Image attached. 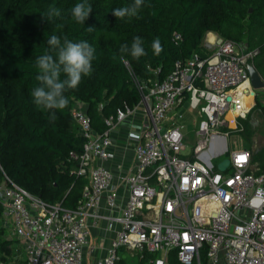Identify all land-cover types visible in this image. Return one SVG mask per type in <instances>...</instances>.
Returning <instances> with one entry per match:
<instances>
[{
	"label": "built area",
	"instance_id": "built-area-1",
	"mask_svg": "<svg viewBox=\"0 0 264 264\" xmlns=\"http://www.w3.org/2000/svg\"><path fill=\"white\" fill-rule=\"evenodd\" d=\"M209 34L205 55L195 52L162 79L139 82L138 104L105 116L103 132L93 126L88 104L73 102L83 144L70 157L73 171L88 179L75 207L48 203L0 175L2 221L23 244L25 264H116L123 251L141 258L158 253L148 257L151 264H170L171 252L181 264H205L203 256L207 264H264V169L245 147L226 157L225 170L218 164L226 158L213 161L229 151L230 136H237L231 144L243 139L252 108L264 115V87H252L247 68L258 50ZM182 108L195 114L190 148ZM127 120L123 140L134 141L129 165L117 161L113 136ZM100 220L114 236L106 254L89 262L91 225Z\"/></svg>",
	"mask_w": 264,
	"mask_h": 264
},
{
	"label": "trees",
	"instance_id": "trees-1",
	"mask_svg": "<svg viewBox=\"0 0 264 264\" xmlns=\"http://www.w3.org/2000/svg\"><path fill=\"white\" fill-rule=\"evenodd\" d=\"M78 2L0 0V175L4 172L46 202H61L66 207L76 206L88 183L86 176L73 171L75 163L70 157L83 144L72 116L76 99L88 104L93 126L103 132L105 116L118 107L138 104L142 96L139 82L162 79L177 61L184 62L195 52L205 55L203 42L209 31L257 49L252 62L264 78V0H143L138 16L131 19L116 18L112 10L134 0H87L92 11L84 24L71 14ZM51 8L59 9L60 15L49 18ZM52 35L62 43L64 39L87 41L96 49L91 74L65 92L69 103L63 110H54V121L50 111L33 103L31 95L39 86L36 61L45 54ZM137 36L147 55L134 59L126 53L121 60V46L130 47ZM156 38L163 47L159 55L151 47ZM242 133L251 145L254 126L250 118ZM253 161L264 169V145L254 149ZM2 216L0 202V264L13 258V245L18 241L9 235ZM124 256L116 264L135 260L146 264L148 257L158 253L141 258L125 252ZM169 260L181 264L174 252ZM203 261L207 264L204 256Z\"/></svg>",
	"mask_w": 264,
	"mask_h": 264
},
{
	"label": "clouds",
	"instance_id": "clouds-1",
	"mask_svg": "<svg viewBox=\"0 0 264 264\" xmlns=\"http://www.w3.org/2000/svg\"><path fill=\"white\" fill-rule=\"evenodd\" d=\"M142 5L143 0H134L130 5L113 9L112 14L119 19H131L138 16ZM91 11V4L87 3V0H81L71 9V14L77 23L84 24ZM59 15V9L51 8L49 10V18ZM88 30L93 29L89 28ZM47 45L48 49L45 54L36 61L39 69L36 79L39 86L32 90L31 95L33 103L38 108L50 111V119L54 121L56 118L54 110H63L69 103L65 92L75 89L83 76L91 74L96 49L87 41L73 42L64 39L62 43L56 35H52L47 40ZM151 47L155 55H159L163 51L159 38L153 41ZM120 53L121 60L124 59L126 53L134 59L147 55L143 41L139 36L133 39L130 47L127 44L122 45Z\"/></svg>",
	"mask_w": 264,
	"mask_h": 264
},
{
	"label": "crops",
	"instance_id": "crops-1",
	"mask_svg": "<svg viewBox=\"0 0 264 264\" xmlns=\"http://www.w3.org/2000/svg\"><path fill=\"white\" fill-rule=\"evenodd\" d=\"M207 33H209V32H207ZM214 35H217V34L215 32L210 31V34H209L208 37L213 39ZM250 103H252V101ZM261 115L264 117V115L258 111L257 107H254V108L251 109V112H250L248 118L251 119V123H252L253 126L258 124V120H259L258 116H261ZM134 118L137 119V120L139 119V117H137V116H135ZM128 128H129V120L124 122L113 133V136H114L115 139L118 140V141H116L117 149H118L117 161H124L125 163H127L129 165V164H131L134 161V150H133L134 141L132 140L131 144H128L127 142H125V140H123V138L126 136L125 135L126 134L125 130H127ZM236 138H237V136H234L233 141ZM231 146L232 147L240 146V148L245 147V137H244V135H243V139L242 140H240L237 143L231 144ZM245 148H248V147H245ZM234 149H237V148H234ZM249 149H251V151L253 153L255 148H249ZM256 163H258V162H256ZM258 166H259V163H258ZM105 224H106L105 220H100L97 224H94L93 226L91 225L92 243L95 245V249H94V251L91 254H86V260L89 261V262H93L97 258L103 257L106 254L107 248L110 246V243H111V240H112V237L114 236V234L113 233L112 234H107V232H104ZM18 242H20V241L18 240ZM21 247L24 250V246H23L22 243H21ZM124 254H125V251H123L122 257H125ZM25 257H26L25 251H24V255L23 256L15 253V251H14V255H13L12 260H16V264H25ZM146 262H147L146 264H151L148 260ZM6 264H8V263H6ZM220 264H222V262Z\"/></svg>",
	"mask_w": 264,
	"mask_h": 264
},
{
	"label": "rangeland",
	"instance_id": "rangeland-1",
	"mask_svg": "<svg viewBox=\"0 0 264 264\" xmlns=\"http://www.w3.org/2000/svg\"><path fill=\"white\" fill-rule=\"evenodd\" d=\"M180 111L183 112V117L179 120L180 123H182L184 126L182 128L183 133L187 136L186 142H187V147L190 148L195 140L196 137V125H194V120L193 119V115L195 116V114L192 112H190L189 110H185V109H180ZM259 120H258V124L254 125V134L252 136V144L250 145L246 139H245V147L248 148H256L257 146L260 145H264V117L258 116ZM256 119V118H255ZM243 137V136H242ZM233 138L234 137H229L230 139V145L231 142H233ZM234 148H240V146L238 147H232L229 146V151L223 153L222 155H219L218 157L214 158L213 161L214 162H218L223 158H226L229 156V154L234 150ZM14 251L15 253L23 256L24 255V250L21 247V243L20 242H15L13 245ZM6 262V261H5ZM6 263H12V264H16V260H9ZM4 263V264H6ZM132 264H138L137 261H133Z\"/></svg>",
	"mask_w": 264,
	"mask_h": 264
},
{
	"label": "water",
	"instance_id": "water-1",
	"mask_svg": "<svg viewBox=\"0 0 264 264\" xmlns=\"http://www.w3.org/2000/svg\"><path fill=\"white\" fill-rule=\"evenodd\" d=\"M247 68L250 76V82L254 89H259L261 87H264V78L261 76L259 71L256 69L255 65L252 61H249L247 63ZM251 93H254V90L251 91ZM230 160L228 158L222 160L218 164V168L220 170H225L229 166Z\"/></svg>",
	"mask_w": 264,
	"mask_h": 264
},
{
	"label": "bare ground",
	"instance_id": "bare-ground-1",
	"mask_svg": "<svg viewBox=\"0 0 264 264\" xmlns=\"http://www.w3.org/2000/svg\"><path fill=\"white\" fill-rule=\"evenodd\" d=\"M243 87H245V104L246 105H250L251 103V101L253 102V94H247L246 95V90H247V88H246V83L245 84H243Z\"/></svg>",
	"mask_w": 264,
	"mask_h": 264
}]
</instances>
